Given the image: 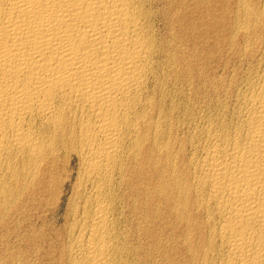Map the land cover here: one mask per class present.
<instances>
[{
  "label": "bare ground",
  "instance_id": "6f19581e",
  "mask_svg": "<svg viewBox=\"0 0 264 264\" xmlns=\"http://www.w3.org/2000/svg\"><path fill=\"white\" fill-rule=\"evenodd\" d=\"M0 253L264 264V0H0Z\"/></svg>",
  "mask_w": 264,
  "mask_h": 264
},
{
  "label": "rangeland",
  "instance_id": "374dc122",
  "mask_svg": "<svg viewBox=\"0 0 264 264\" xmlns=\"http://www.w3.org/2000/svg\"><path fill=\"white\" fill-rule=\"evenodd\" d=\"M0 258H1V260H0V263H2V264H4L5 263V260L3 261L2 259L4 258V254H1L0 253ZM5 259V258H4ZM2 261V262H1ZM4 262V263H3Z\"/></svg>",
  "mask_w": 264,
  "mask_h": 264
}]
</instances>
